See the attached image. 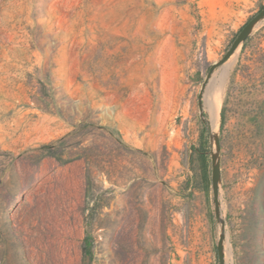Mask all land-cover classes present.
I'll list each match as a JSON object with an SVG mask.
<instances>
[{"label": "rangeland", "instance_id": "374dc122", "mask_svg": "<svg viewBox=\"0 0 264 264\" xmlns=\"http://www.w3.org/2000/svg\"><path fill=\"white\" fill-rule=\"evenodd\" d=\"M263 8L0 0V264H264Z\"/></svg>", "mask_w": 264, "mask_h": 264}, {"label": "water", "instance_id": "95a60500", "mask_svg": "<svg viewBox=\"0 0 264 264\" xmlns=\"http://www.w3.org/2000/svg\"><path fill=\"white\" fill-rule=\"evenodd\" d=\"M264 18V8L258 12L251 20H249L243 28L238 32L236 38L233 40L227 52L224 54L222 59L214 64H212L208 70L206 80L202 85V89L206 86L207 81L210 79L213 71L223 65L232 55L236 52V50L240 47V45L248 39L250 36L254 26ZM219 181H220V168H219V160L215 155H212V169H211V188L213 201L216 206H218L219 200ZM222 241L223 236H220L219 242L217 245V257L219 264H224V256L222 254Z\"/></svg>", "mask_w": 264, "mask_h": 264}, {"label": "bare ground", "instance_id": "6f19581e", "mask_svg": "<svg viewBox=\"0 0 264 264\" xmlns=\"http://www.w3.org/2000/svg\"><path fill=\"white\" fill-rule=\"evenodd\" d=\"M230 64L231 63H229L228 64V66H230ZM225 75H226V73L225 72H222L220 75H219V77L217 78V79H215V80H212L211 81V83L208 85L210 88H212V87H214L215 88V86H216V89H217V91L219 90H221L222 89V87H223V84H224V80H225ZM213 79V78H212ZM213 85H215V86H213ZM212 86V87H211ZM209 88V89H210ZM208 89V88H207ZM210 90H208V91H206V92H209ZM211 91H213V89L211 90ZM216 91V92H217ZM215 92V93H216ZM212 93V92H211ZM214 93V94H215ZM221 94V93H220ZM209 95H211V94H209V93H207V95H206V98H205V103H206V106H207V108H208V112H210V114L211 115H213L214 114V108H213V104H212V102H211V98H212V95H211V98H210V96ZM216 96H217V94H215ZM214 96V95H213ZM217 99V98H216ZM218 99H219V97H218ZM214 101V100H213ZM217 101V100H216ZM205 106V107H206ZM216 106V105H215Z\"/></svg>", "mask_w": 264, "mask_h": 264}, {"label": "trees", "instance_id": "16d2710c", "mask_svg": "<svg viewBox=\"0 0 264 264\" xmlns=\"http://www.w3.org/2000/svg\"><path fill=\"white\" fill-rule=\"evenodd\" d=\"M246 41H247V40H245L244 42H246ZM244 42H243V43H244ZM44 148H48V149H49V148H50V146H46V147H44Z\"/></svg>", "mask_w": 264, "mask_h": 264}]
</instances>
